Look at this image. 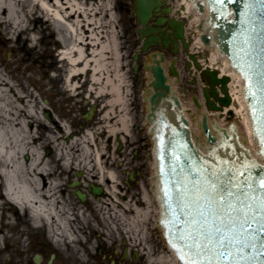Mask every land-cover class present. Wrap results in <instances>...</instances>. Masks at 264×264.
<instances>
[{
	"label": "bare ground",
	"instance_id": "6f19581e",
	"mask_svg": "<svg viewBox=\"0 0 264 264\" xmlns=\"http://www.w3.org/2000/svg\"><path fill=\"white\" fill-rule=\"evenodd\" d=\"M95 1L97 0H0V29L8 30L7 34L10 39H13L16 33L36 25L37 21L44 19L51 22L56 34L58 54L60 59L66 62L67 65L66 80L70 89L78 86L77 83L73 82L75 77L90 73L94 83L102 85L104 80H106L99 88L101 91H104L103 89H113L117 94V98L123 100L120 90L124 89L127 82L120 68L122 52L118 33L114 26L115 14L114 11L111 12V20L109 22L111 25L110 35L105 39L106 34L101 28L103 26V10L101 6L94 5ZM199 3L204 4V11L200 10ZM174 5L182 11L184 16L188 17L190 24L193 21L196 23V21L199 22L200 20L207 24L213 40L215 24L205 21L206 0H175ZM106 9H111V4L107 5ZM192 11L194 17H192ZM97 13L102 15L96 17ZM191 28H193V32L195 31L191 49L194 52H198L199 60L207 64L208 67L218 68L220 75H228L231 78L229 88L234 102L232 108H226V110L232 109L235 111L237 118L240 120L245 139H242L243 133L237 126L236 128L227 127L229 133L233 138H238L239 135L243 142L256 146L248 102L244 95L245 85L241 72L232 65L227 53H220L218 42L208 45V50L202 48L199 43L197 29L194 28V25ZM33 36L32 39L36 40V36ZM109 51L113 53L115 58L114 66L111 69L113 73L111 74L106 58V53ZM193 68L195 67L193 66ZM150 78V74L144 77L147 85ZM140 89L149 88L140 87ZM28 93L29 89L26 88L24 83L20 84V87L16 86L9 76L0 70V187L2 193L7 195L2 196L0 199V222L3 224L0 232L4 231L5 225L7 227L12 226L10 222L13 213H18L20 208L27 207L26 210H28L31 222L36 226H40L42 223L48 224L56 244L60 245L65 241L72 244L71 242L76 240L77 237L70 231L69 222L61 217L55 206L60 199L57 195L60 182H57V180L48 181L47 179V175L54 174V167H50L51 159L47 158L40 148L35 145V138H33V143L30 141L31 132L28 121L30 117L35 115V108L34 104L31 103V99L27 98L29 96ZM34 102L38 103L35 100ZM42 121L44 122V120ZM43 122H40L42 126L44 125ZM191 122L193 128L194 126L200 128L199 121L197 123L191 119ZM214 123V121H211L213 134L219 137L220 142H223L222 125ZM64 127L68 130L67 125ZM48 136L47 139L50 138ZM35 137L37 139V135ZM53 140L50 138V141ZM202 141H200V145L210 151V146L206 145V140ZM93 143L94 133L90 130H87L82 137H77L68 142V144L56 142L54 145L57 151L56 158L57 161H60L61 168H68L71 162L75 161V166L84 168L87 173L90 172L91 168L98 169L101 181L109 177L113 183H117V172L114 169H106L105 162L102 160L103 151L99 148H91L94 145ZM159 145L160 141L156 150L158 160L156 161L157 175L154 176L153 181L154 191L157 195L159 194L157 188L159 187L160 189L161 169ZM196 147L198 151H201L197 144ZM226 148L228 146L223 145L222 150ZM239 148L247 152L245 148ZM213 152L212 150L211 153ZM26 155H29V160L25 159ZM203 155L207 154L203 153ZM91 157L94 160L93 163L89 160ZM206 157L218 161V156L214 158L211 156ZM250 158L257 162L255 157ZM108 190L113 194L115 192L111 188H108ZM151 200L149 193L144 190L142 199L139 202L143 207L136 205L133 208L135 210L134 217L129 218L123 210L118 209L117 211L115 209L113 214L116 219L110 220L107 217L106 220L109 224L114 223L117 228L121 227L124 234L130 239L132 238L130 229L137 226V230L143 233L140 240L146 242L147 234L144 231L143 219L152 212ZM127 225H130V227ZM170 246L174 252L173 257L161 255L154 259L165 264H177L176 262L180 260V254L173 247L172 241H170ZM149 248L150 246L148 250ZM5 250L6 248H0V251ZM149 255L152 256L151 254Z\"/></svg>",
	"mask_w": 264,
	"mask_h": 264
},
{
	"label": "snow or ice",
	"instance_id": "6c2138e0",
	"mask_svg": "<svg viewBox=\"0 0 264 264\" xmlns=\"http://www.w3.org/2000/svg\"><path fill=\"white\" fill-rule=\"evenodd\" d=\"M211 3L223 4L224 0ZM257 15L264 17V0H247L241 16H246L252 25ZM261 27L264 29V24ZM250 39L251 36L244 39L248 47ZM237 67L248 80L247 95L253 98V118L264 144V65L254 74L255 83L243 64ZM166 127L169 125L162 122L159 148L161 153L169 150V175L174 177V181H164L163 194L171 213L166 223L170 233L175 229L171 241L180 259L184 264H264V165L247 159L241 162L239 156L221 158L211 166L203 158L197 163L176 138L175 129L165 143ZM181 155L190 163H183Z\"/></svg>",
	"mask_w": 264,
	"mask_h": 264
},
{
	"label": "flooded vegetation",
	"instance_id": "af4514ba",
	"mask_svg": "<svg viewBox=\"0 0 264 264\" xmlns=\"http://www.w3.org/2000/svg\"><path fill=\"white\" fill-rule=\"evenodd\" d=\"M133 1L134 0H117V7L120 13H128L129 19L132 18V21H130L128 25H125V20H123V24L120 28V35H122L123 41L121 48L126 46L127 40V46L129 47L127 50L124 49L123 54L127 56L131 55L129 61L131 66L127 69L130 72L129 76L131 77V89H128V92L121 89L122 95L126 97L127 112L130 119V143H133L134 145L132 157H130L131 161H135L140 156L138 145H140L139 143L142 139V127L139 122L141 121L142 115L143 95L142 89H140V76L136 73L134 65L131 63L134 54L138 51L140 38L136 18L132 14ZM163 3V7H171L173 9L172 3H175V0H163ZM176 10L179 11L180 9L176 8ZM132 49H134L133 52ZM183 67L186 73L190 72L187 70L189 68H187L185 63H183ZM188 81L195 82L193 78ZM181 82H183V78ZM69 90L70 89H36L38 92V105L41 106L42 109L49 108L53 115L52 122L44 119V125L41 128L42 140H47L50 128L53 132L58 133L57 137L61 141V136H63L62 134L64 132L62 129L63 121L69 124L71 133H81L82 129H84L83 127L86 124L84 121V114L91 108V105L93 104L91 101L94 95L91 92V89H79L75 93ZM88 90L90 91L88 92ZM190 91H192V89H190ZM77 93L81 94L80 100L77 97H74V94ZM28 94V98L32 99L30 90ZM191 99L194 112L199 113L198 118H192L194 120L199 119V121H202L205 109L200 89L197 91V94L194 95L192 93L190 95V100ZM89 103L91 104L89 108H87ZM120 104V102L116 101L113 93L108 91L104 97H101L96 101V108L94 109L92 119L89 123L93 124L95 122L97 128H105L104 131L98 130L97 135L100 139H105L107 142V155H104L102 159L105 162L106 167V161L108 159V167H111L113 164L114 169L116 168L117 183H112L109 178L104 179L101 182L98 170L92 168L91 177H89V183L86 187L81 185L79 188H71L69 182L78 176V172L74 167V170H71L72 168H70L71 178L69 182L65 185H61L57 189V195L60 199L56 202V209L60 212L61 217L69 222V228L73 235L77 238L84 239L82 245L80 247H62L61 251L57 250L55 243L53 244L52 242L43 243L38 247L30 244L23 251H8L6 264H152L147 260L146 256L143 255L142 251H136L131 247L123 246V244L118 241H111L109 245L99 246L94 249V251L93 248H90L88 243L89 240L92 241L93 237L96 238L98 236H103L102 232H104V238H106L107 235L111 236L108 231L111 227L106 218L108 217L110 220L116 219L113 214L114 210H124L126 192L132 191V188L127 189V185L125 184L126 172L124 170V163L119 162L116 165L112 159H109L114 158L116 155L117 157H121V160H125L127 157L125 155L124 146H120L119 148L118 144L115 149L112 148L115 142H119V135H117V133L115 135L110 133L109 129L110 126L119 127L121 123L124 108ZM84 107V114H82V117H79L78 114L81 113V110ZM104 113H106V118L103 116ZM190 114L194 115L192 113ZM66 137L67 134L64 135V138ZM49 150H51L50 155L55 156L54 158L57 161V151L53 150L52 145L46 147V151ZM61 169L62 168H60V171H62ZM60 174L61 173L58 174L59 177L65 175L64 173ZM90 182H95L96 186L102 188V192L95 193ZM108 188L115 190L114 194L111 193ZM77 189L82 190L86 194L85 200L79 198L76 192ZM21 220L22 223L25 224L22 230L26 237H30L31 235L34 236L37 230H41V233L46 236L51 234V231L47 227H34L28 214L21 218ZM95 228H97L98 232L94 231ZM117 233L120 235L118 230ZM113 235L117 236L115 233H113Z\"/></svg>",
	"mask_w": 264,
	"mask_h": 264
},
{
	"label": "rangeland",
	"instance_id": "374dc122",
	"mask_svg": "<svg viewBox=\"0 0 264 264\" xmlns=\"http://www.w3.org/2000/svg\"><path fill=\"white\" fill-rule=\"evenodd\" d=\"M87 1V0H86ZM111 4V9H106V6ZM95 6H101L103 10V26L101 27L104 30V34H106V37H109L111 25L109 24L111 20V12L114 11L115 21L114 26L116 28V31L118 33L119 43H120V50L122 52L121 57V70L124 73L127 85L124 87V89H131V77L129 76L130 72L127 70L129 68V61L131 58L130 56H127L123 54L124 49L127 50L129 47L127 46L128 40L126 41V46L124 48H121V45L123 44L122 41V35H120V28L123 24V20H125V25H128L130 21H132V18L129 19L128 13H120L118 7H117V0H97L94 2ZM102 14L97 13L96 17H100ZM8 30L0 29V70L4 71L9 78L15 83L16 86L20 87V84L24 83L26 88L30 90L32 96H31V103L34 104L35 108V115L29 118L28 125L31 132V139L30 141L33 143V138H35V145L40 148V150L45 154V147L49 145V140H42L41 139V132H42V125L40 122H43V110L41 106L38 105V103H35L34 100L37 102L38 99V92L36 89H70V87L67 84L66 80V69L67 65L66 62L62 61L59 56L58 51V45L56 44V34L54 32V29L52 27L51 22H48L46 20H40L37 21L36 25L31 26L30 28L20 31L19 33L15 34V38L10 39L9 35L7 34ZM33 35L36 36V40H33ZM103 38V40H105ZM109 40V38H108ZM135 48V47H134ZM134 49H132V52ZM106 58L108 61V68L110 74L113 73L111 70L115 63L114 55L111 51L106 53ZM131 66V65H130ZM106 80H104L105 82ZM74 83H77L78 86H76L74 89H99L102 85L100 83H94L91 79L90 73L89 74H81L73 80ZM141 83H146L144 80V77L141 78ZM91 86H93L91 88ZM178 89H182L181 86L178 87ZM26 94V92H25ZM37 111V112H36ZM215 112V111H214ZM199 113H196L192 116L193 118H198ZM214 117L212 116V120ZM220 119H218L219 121ZM197 121V120H196ZM233 122V124H236L243 133L242 139H245L244 132L240 123V120L236 117L232 118L231 120H220V124L223 127H230V124ZM85 131L82 133L84 135ZM191 134L193 136L199 135L201 138H203L202 130L196 126H192ZM37 135V139L35 137ZM52 135V136H51ZM82 135H78L82 137ZM40 136V137H39ZM58 133L53 132L52 129L49 131V136L51 140L54 142H59V138L57 137ZM254 137H255V144L256 146L248 145L247 143L243 142L238 135V139L241 142L243 146L248 147L247 151L251 155V157H255V159L262 165H264V149L260 140V136L257 133V130H254ZM143 139H141V142L139 143V149L141 152V155L139 156V159L136 161H129L127 163V168L125 171H127L125 175L127 188H132L133 199L138 200L140 199V188H139V182H144V184L151 188L153 184L152 176L155 174L156 170V162L154 159V147H155V139L152 138L151 144L142 142ZM53 142V143H54ZM65 144L64 141H61ZM96 144L98 145L99 149L103 152L106 151L105 149V141H98V138H96ZM133 144L127 143V149H129ZM203 151V153L206 154H214L209 152L205 149V147L198 145ZM126 149V150H127ZM77 155V154H75ZM107 155L106 153L104 154ZM48 156V155H47ZM55 156L49 155L47 158L50 160V167H54V174L47 175L48 181H55L60 182L61 185H65L71 178L70 172L71 170H74V167L69 171L72 164L74 162H71V165L68 166V168H63L60 171V162H55ZM112 159L116 163V165L123 160H121V157H117V155ZM91 162L92 158L89 159ZM129 160V159H128ZM126 161V160H125ZM108 162V163H107ZM107 167L106 169L110 170L113 167V164L111 167L109 166V161L107 159L106 161ZM68 169V170H67ZM116 169V168H115ZM136 170L139 171L140 175H138L136 181H128V171ZM59 173H64L65 175L58 176ZM69 176H68V175ZM128 184L130 186H128ZM60 187V186H59ZM58 187V188H59ZM131 192H128L127 194H132ZM153 200L155 198V193H152ZM2 198V193L0 189V199ZM158 205V204H157ZM15 211V210H13ZM155 211V210H154ZM154 211L150 213L149 222H143V225L148 226V230L146 232V242L151 246V251H149L152 256H160L164 254L166 257H170L174 255L173 251H169L171 249V246L169 245V241L164 238V229L160 226V224L157 225L155 222L159 218L158 215H154ZM16 212V211H15ZM12 219L10 222L11 227L4 226L2 232H0V248H6L5 251H0V264H6L7 257H8V251H23L25 248H27L30 244L33 246H40L43 243H50L54 242L50 238H48L46 235H43L41 233V230H37L34 234V236L30 237H22V235L19 234V231L23 229L25 224L22 223L21 218L25 217L22 213H13ZM127 217L129 215H126ZM158 217V218H157ZM155 218L156 220L154 221ZM144 220V219H143ZM1 221V220H0ZM130 227V225H127ZM3 227V224L0 222V228ZM120 229V228H119ZM95 232H98V230H94ZM108 231L110 232L111 236L107 235L106 238H104V232H102L103 236L93 237L92 241L89 240V246L90 248L96 249L99 246H107L110 244L111 241H118L123 246L129 245L130 241L133 242L132 244L136 247L142 244V231L137 230V226L133 227V229H130L132 238L130 239L127 235L126 238H122V235L119 236L117 233V229L109 228ZM119 232L121 231L118 230ZM113 233L117 234V236L113 235ZM128 234V233H127ZM129 239V240H128ZM91 242V243H90ZM139 242H141L139 244ZM54 244V243H53ZM70 243L68 241H65L62 244H56L55 247L57 250L62 251V247L69 246ZM73 247V245H71ZM76 247H79L78 244ZM146 253V251H145ZM177 261V260H176ZM177 264H184V261L181 259L176 262ZM159 264V263H158Z\"/></svg>",
	"mask_w": 264,
	"mask_h": 264
},
{
	"label": "water",
	"instance_id": "95a60500",
	"mask_svg": "<svg viewBox=\"0 0 264 264\" xmlns=\"http://www.w3.org/2000/svg\"><path fill=\"white\" fill-rule=\"evenodd\" d=\"M246 3L247 0H224L223 4L213 5L211 3V0H206V22L215 24L212 42H218L220 53H227L231 63H233V65L239 71H241V68L237 67V64H243L245 69L248 70L250 74H253V83H255L257 76L254 74L259 73L262 70L261 65H264V29H262L261 27V25L264 24V17L257 15L253 24L249 25L247 22L248 18L246 16H241V13L245 11ZM208 4L210 9H208ZM199 6L200 10L204 11V4L199 3ZM257 7H259L258 4ZM133 8V12L135 13L137 18V23L140 25L139 36L141 41V47L133 57V61H137L135 66L136 70L141 65L142 70L145 73L151 75L148 84L151 95L147 97V99L150 102L152 111H155L157 105L162 103L169 97V93L171 89H173L171 82L169 81V76L176 77L178 81L180 79V71L177 67V58L175 57L174 59L167 62L166 54L164 52L176 56L181 52H184L186 55L184 63L186 64L187 68H193L194 65L196 72L199 71V78L204 81V85L200 89H203L205 104L209 109L224 112L225 106H230L232 103V96L229 92L228 85L229 81L231 80L230 76L224 75L220 77L218 71L216 70H212L209 67L203 69L201 63L197 60L196 55L193 53H189L188 48L190 44L189 40H187L185 36L183 21L168 17V14L171 12V7H163V0H134ZM231 10H233V15H231ZM199 29L204 30L201 35V40L206 45H210L211 36L208 34L209 27H206L204 29L203 24H200ZM249 29H254V31L250 32ZM248 36H251V39L249 40L251 47H248L244 44V39ZM242 48L244 49L243 52L241 51ZM140 53L142 55L141 58H139ZM190 70L193 73H196L193 71L194 69ZM243 75L245 77L244 72ZM221 93L223 95H221ZM248 97L252 106L253 98L250 96ZM173 98L175 99V102L178 105L179 109L182 110V105L179 101V98L174 94ZM92 108H94V106ZM257 109V115L259 116V104H257ZM92 113L93 110H90L86 115L87 120L91 118ZM229 113L233 115L232 110H230ZM45 115L48 118H51L49 111H46ZM154 116L157 117L156 114H154ZM159 116L161 122L165 123L167 120V115L165 113H162ZM149 119H151V116H149ZM181 119L183 123L189 125V121L187 120V118L181 117ZM256 123L253 119L252 130H257ZM203 129L206 136L208 137L207 142L214 144L216 148L219 149L220 145L217 143V138L212 134L207 115L204 116ZM175 132L176 138L187 147L188 154L197 163H200L201 157L198 155L196 150L193 149V144L191 143V141H189V131L185 129V127H179V129L175 130ZM224 133L226 143H232V139L229 133L226 130L224 131ZM163 136L165 139V143H167V141L172 136V129L169 128L166 131V128H164ZM69 139L70 138H68V140ZM237 147L238 148H236L233 144L232 146H228V148L223 149L221 157L218 156V161L207 158L203 155V153L201 154L203 155L202 157L204 161L210 162V166L218 164L221 158L231 160L236 156L240 157L241 162L245 159L253 161L251 160L247 152L240 149L238 145ZM161 155H163L164 159H161L163 172L160 169L161 194L159 195V198L163 202L162 204L164 210V221L169 232V241H171V236L175 234V229H173V231L170 233L169 225L166 223V220L170 219L171 213L168 211L167 202L164 204L166 198H164L163 188L165 178L174 181V177H171L169 175V164L171 161L169 150L166 148L164 152L161 153ZM26 159H29L28 155L26 156ZM181 161L186 165L190 163L182 155ZM259 171V169L256 170L257 173H259ZM78 175L79 177H81L82 173H78ZM78 184H80V181L76 179L72 182L71 186L73 187ZM91 186L93 187L94 192L101 193V187H96L95 185H93V183H91ZM77 194L81 199H86V195L81 191H77ZM253 227H255V225H253Z\"/></svg>",
	"mask_w": 264,
	"mask_h": 264
}]
</instances>
